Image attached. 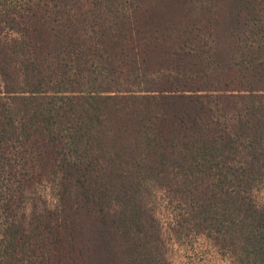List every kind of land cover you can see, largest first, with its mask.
<instances>
[{
	"label": "trees",
	"instance_id": "1",
	"mask_svg": "<svg viewBox=\"0 0 264 264\" xmlns=\"http://www.w3.org/2000/svg\"><path fill=\"white\" fill-rule=\"evenodd\" d=\"M261 188L264 0H0V264H264Z\"/></svg>",
	"mask_w": 264,
	"mask_h": 264
},
{
	"label": "rangeland",
	"instance_id": "2",
	"mask_svg": "<svg viewBox=\"0 0 264 264\" xmlns=\"http://www.w3.org/2000/svg\"><path fill=\"white\" fill-rule=\"evenodd\" d=\"M256 200L264 204V188L255 192ZM159 215L166 224L169 216L166 210L165 195L156 196ZM167 255L173 264H235L233 259L223 253L212 241L202 235L191 234L185 238L175 239L166 236Z\"/></svg>",
	"mask_w": 264,
	"mask_h": 264
}]
</instances>
